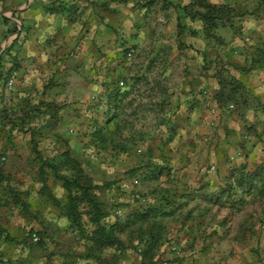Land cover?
Here are the masks:
<instances>
[{
	"label": "crops",
	"instance_id": "1",
	"mask_svg": "<svg viewBox=\"0 0 264 264\" xmlns=\"http://www.w3.org/2000/svg\"><path fill=\"white\" fill-rule=\"evenodd\" d=\"M89 1L0 0V264H102L79 257L52 204L66 193L46 166L40 175L36 153L57 159L64 147L83 163L82 107L116 79L147 77L152 68L135 60L143 43L146 54L180 58V94L137 189L119 193L92 179L104 222L123 245L117 264H264V0H129L124 13L116 0L131 59L105 30L78 23L96 20L99 11L84 10ZM62 3L78 15L57 12ZM158 42L171 47L163 54ZM54 104L65 107L57 114ZM155 169L161 175L151 178Z\"/></svg>",
	"mask_w": 264,
	"mask_h": 264
},
{
	"label": "rangeland",
	"instance_id": "2",
	"mask_svg": "<svg viewBox=\"0 0 264 264\" xmlns=\"http://www.w3.org/2000/svg\"><path fill=\"white\" fill-rule=\"evenodd\" d=\"M116 0H107L105 2H101L98 4L96 0L89 1V7L84 9L89 12V16L91 14L97 15V11H99L96 20L94 19V23H92L88 19H79L78 23L81 24H89V27L94 28V30H105L109 38H113L121 48L125 49V52L128 50L127 54L130 53L133 56V48L130 46L129 48V34L128 30L130 28L128 22L126 20H121L120 18H114L113 14L121 9V13L128 12V1L129 0H120V8L116 10ZM157 0H153L155 2ZM166 2V0H161ZM201 2L205 3V0H201ZM91 4V5H90ZM103 4V5H102ZM56 8L57 12L62 14L70 12H74L73 16H77V10L70 9L69 6H66L64 3L60 4ZM83 10V15H84ZM69 12V13H70ZM82 14V12H80ZM79 14V15H80ZM86 14V13H85ZM220 15V13H218ZM68 18V17H67ZM86 18V15H85ZM72 17H70V21H72ZM76 21V19H74ZM89 21V22H88ZM86 26V25H85ZM105 28V29H102ZM158 26H154V29H157ZM180 28V26L178 27ZM109 29V30H107ZM114 36H113V35ZM143 43V42H142ZM164 45L163 54L166 53L171 47L170 42H158ZM153 45V44H152ZM148 45L142 44L139 48L141 51L136 52V64L137 66H150L152 71L147 73V77L144 74L140 75L136 73V77L134 78H119L116 81H123V83L129 84L130 92L126 96H122L118 101L116 107L111 108V103L106 99V93H102L101 90L98 94L94 93L90 96L89 101L86 106L82 107L83 116L86 117V128L87 133L85 134L83 139H86V147L90 146V152L86 153L84 149L82 150V167L83 172L90 176L93 181L101 180L102 188H113L119 193H125L120 190L121 181L137 178L139 181V186L143 183L144 178H142L140 171L146 170L152 166L148 159L152 156L150 152V146L158 144L159 138H156V134L161 135V128L163 125H168V122L172 120V116L175 114V108L178 106L172 104L176 97L179 98V94H175V91H179V82H180V74L178 77L177 67L180 66V58L171 57V56H159L146 54ZM131 49V50H130ZM165 57V58H164ZM167 65L173 66V69H170L171 73L166 75V72L162 70V68ZM111 79L110 82H112ZM111 87L114 86V83H110ZM132 85H134L132 87ZM175 90V91H174ZM132 91V93H131ZM103 97V98H102ZM61 107L55 108V113H59L64 109V105H59ZM178 110V109H177ZM167 123V124H166ZM64 127V126H63ZM63 129V128H62ZM106 131L104 132L107 135L106 145L109 146L107 151L97 153L94 149L96 147H92L89 145L88 141L90 139L91 132L95 131ZM70 134H74V130H69ZM61 143L68 142V139H63L59 137ZM125 142V144L134 145L130 153L128 154H120L117 153L112 159V153L110 152L111 146L115 144H121V142ZM71 144V142H69ZM99 143V142H97ZM89 145V146H88ZM93 145V144H92ZM100 146V145H98ZM141 150L138 153V150ZM65 148L61 147L60 150H57L58 155ZM99 154H102V157H99ZM57 155V156H58ZM102 159L105 160H113V162H102ZM6 160V159H5ZM107 163V165L114 166L113 168H107L105 170L102 169V165ZM112 163H114L112 165ZM144 163H146L144 165ZM149 165V167H148ZM31 167L33 164L28 163V170L25 173V176H31ZM129 170H135L136 174L139 177L130 176L127 173ZM62 173V172H61ZM47 179H54L51 175L50 171L46 173ZM57 184H59L57 182ZM138 188V187H137ZM136 188V189H137ZM54 189V188H53ZM124 251V250H123ZM122 251V252H123ZM260 254L264 256V248L259 249ZM121 252V253H122Z\"/></svg>",
	"mask_w": 264,
	"mask_h": 264
},
{
	"label": "trees",
	"instance_id": "3",
	"mask_svg": "<svg viewBox=\"0 0 264 264\" xmlns=\"http://www.w3.org/2000/svg\"><path fill=\"white\" fill-rule=\"evenodd\" d=\"M216 11L222 13L223 10L218 8ZM260 61L264 62V54H261ZM256 63H258V61ZM123 85L122 88L118 87V81L114 80L113 87L109 86L100 93V96L106 93L104 98L106 102L109 101L111 103L112 109L117 106L122 96H126L130 92L131 86L127 83H123ZM216 99L221 102L223 100V94H217ZM58 107L61 106L58 104H54L53 106L54 109ZM104 132L106 131L101 130L95 131L94 133L91 132L90 134L88 143L92 147H96L94 149L97 153L105 152L109 147L106 145L107 135ZM134 145L125 144V142L122 141L121 144L111 146L110 152L112 153V159L114 157L113 160H115L117 153H130ZM138 149L136 148V151ZM89 150L90 146L84 148L86 153H91ZM102 156V154H99V157ZM36 158L39 159L42 165V168L40 167V175L42 176L44 174L43 167L46 166L55 181L61 183V187L66 193L64 201L53 198L54 202H52V204L61 210V216L66 218L69 222V228L74 232V238L82 249L79 257L97 260L102 264H117L120 259V254L123 251V245L113 235L112 226L108 227L104 222V219L107 217V212H104L103 204L99 202L98 199V191L101 189L100 186L93 184L90 176H87L83 172L80 160L75 158L68 151L60 153L57 159L50 158L41 160V157H39L37 153ZM113 160L108 161L102 159V162H113ZM150 172L151 178H157L161 175L159 169L151 170ZM127 173L132 177L135 175L139 177L137 175L139 173L136 174L135 170H129ZM2 233L3 230L0 226V236ZM37 244L38 243H36V245Z\"/></svg>",
	"mask_w": 264,
	"mask_h": 264
},
{
	"label": "built area",
	"instance_id": "4",
	"mask_svg": "<svg viewBox=\"0 0 264 264\" xmlns=\"http://www.w3.org/2000/svg\"><path fill=\"white\" fill-rule=\"evenodd\" d=\"M131 54L128 53V57H130ZM13 85V81L10 80L8 81V88L10 89ZM124 85H123V82H118V87L122 88ZM206 93V92H205ZM141 150H138V153L140 152ZM1 161H5V158H2ZM139 184V181L136 179V178H133V179H128V180H123L121 181L120 183V189L125 192V193H131L134 191V189L138 186ZM121 214V209L120 208H116L115 209V215L116 216H119ZM32 240L35 242L37 241V238L35 235H32ZM168 249L170 250V252H173L175 254H179L181 252V249L176 247V246H173V245H170L168 246ZM161 264H168L167 261H162Z\"/></svg>",
	"mask_w": 264,
	"mask_h": 264
}]
</instances>
